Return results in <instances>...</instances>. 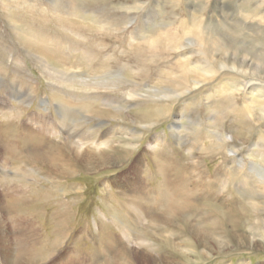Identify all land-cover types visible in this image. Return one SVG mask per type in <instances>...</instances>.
<instances>
[{
    "label": "rangeland",
    "instance_id": "374dc122",
    "mask_svg": "<svg viewBox=\"0 0 264 264\" xmlns=\"http://www.w3.org/2000/svg\"><path fill=\"white\" fill-rule=\"evenodd\" d=\"M233 60L239 71L230 68ZM171 79L178 85L172 98L154 95ZM257 85L263 89L250 95ZM262 92L264 0H0L2 140L23 149L28 137H45L37 130L42 122L27 119L42 114L49 155L58 151L72 167L59 173L25 157L0 160V184L24 185L29 236L38 238L20 263L264 264ZM150 104L166 115L154 124L136 121ZM16 119L28 126L6 137ZM73 132L85 147L117 148L111 161L84 167L69 145ZM182 167L190 170L181 174L190 193L213 183L220 194L185 196L199 208L165 214L158 168L175 184ZM138 180L136 194L130 188ZM130 198L148 214L136 217ZM7 204L0 217L7 215L3 224L13 225L5 232L17 239L19 213ZM225 211L237 212L249 243L217 228ZM110 238L111 251L102 250ZM8 252L0 247V264H9Z\"/></svg>",
    "mask_w": 264,
    "mask_h": 264
},
{
    "label": "bare ground",
    "instance_id": "6f19581e",
    "mask_svg": "<svg viewBox=\"0 0 264 264\" xmlns=\"http://www.w3.org/2000/svg\"><path fill=\"white\" fill-rule=\"evenodd\" d=\"M150 52H151V50H150ZM209 52H210V50H209ZM203 54H207V50H206V52H203ZM225 60H227V59H225ZM186 61H183L182 63L184 65H186L187 64ZM190 61H189V63H190ZM224 63H226V64L224 65L222 63L221 64L222 66H220V67H223V66L225 67L227 65V62H224ZM231 63H232V65L230 68H233V71H234V69L239 71L238 67H236L237 66V60H233ZM243 84H245V83H243ZM176 86H178L176 83V79H171V81L167 82V84L165 86L158 87L154 91V95L160 94V96H162V97L172 98L174 95L173 93L176 91L175 90ZM255 87L256 88H253L252 90H250V95L254 94L255 91H257V90L260 91L261 89H263L262 87H260L258 85ZM262 93H264V92H262ZM260 95H262V94H260ZM129 96H132V95L129 93ZM250 97H249V99H252V96H250ZM68 103L71 104L72 102L68 101ZM247 108H249V105L247 106ZM100 109L101 108H97L98 111ZM242 109H243V107L239 108L238 110H242ZM101 114L106 115V114H108V111L105 109H102ZM135 115H136V117H135L136 121L144 122V123L149 125V124H154V123L159 122L160 119L163 118L166 114L164 113L163 108H161V106L150 104L149 109H147L145 111L143 110L141 112H137V113H135ZM127 118L129 119V117H127ZM27 119L28 120H33V119L40 120L42 123H39V128H37V127L36 128L39 132L43 133L41 136H45V137L39 138V139L37 138L34 143L32 141L35 138L29 139V137H28V140H25L27 143V146L23 149H20V148L17 149V147H15L16 145L13 141L2 140L3 136L1 135V130H0V160H1V165L3 166V164L6 163L8 160L16 159V157H18V158H24L25 157L28 161H31V163L32 162L33 163H35V162L39 163L38 161H40L43 165H46L48 167V169L50 167L55 172H59V173H70V172H72V167L70 166L71 163H69L68 160L63 158V156H61L60 153H58V151L55 153H51L49 155V147H48L49 146V138H47V135H49V120L45 119V117L39 113L34 114V115H29V118H27ZM23 120H21V122ZM15 122H16L15 123L16 125H13V126H15V128H13L10 124H8L9 126L7 128V131L5 132L6 137L15 136V129L18 126H22V125L24 127L28 126L27 123H21L17 119ZM17 124H20V125H17ZM28 131H29V133H32L33 127H30L28 129ZM81 136H82V134H77V133L75 134L73 132L72 135L69 136V137H71V139H70L71 142L69 145L72 149V153H73L74 158L78 159L84 165V167L87 166L89 168H94L95 166L104 165V164H106V162L111 161V157L113 156V154H110V151L116 150L117 148H113V147L107 146V145H106L107 146L106 149H99V150H97L93 147H88V146L85 147V145L82 142L83 138ZM154 141L155 140H153L147 144V148H146L147 151L154 150V147L156 144ZM25 158L23 160L24 162H26ZM29 166H31V168L34 167V165H30V164L28 165V167ZM158 169L160 170L161 175L164 176V181H163L164 188H162V193L164 194L165 201H167L166 206L169 207V209H166V208L164 209L166 212L165 214L175 215L177 211L184 213V214H188V213H190L194 210H197L199 208V206L197 204L194 205L192 202L190 204L188 202H185L183 199V198H185V196L196 197V195H198L202 199H205L211 194L209 192H213V194L211 195L213 197L219 196V194H220L219 190L215 191V189H213V187H212L213 183H207V185H205L206 187H204V185H202L201 183H198L195 186V189H197V192H193V190L191 189V193H190L189 192L190 189H188L187 185L185 184L186 181H183V178L181 177V174L190 172L188 167H182L175 174V177L177 178V182L175 184H173V182H172L173 179H170L171 176L166 169H164V170L162 168L161 169L158 168ZM136 170L137 169L135 168V166H133V171H136ZM16 172H18V171H16ZM45 172L49 173L47 170H45ZM191 172L193 173L195 171L192 169ZM3 173H4V171L1 169L0 178L3 176ZM21 174H24V172H22ZM188 174H190V173H188ZM188 174H186L185 177ZM14 178L16 179V177H14ZM142 185H143V183L138 180L137 182H135V184L132 186V188H130V191L137 194V192H139V190L142 189ZM23 186H24L23 183H16L15 180L14 181H12V180L6 181L5 183L0 184V211H3L4 209L7 208V205H9V204H7V202L9 200V202L11 203V207L14 206V209H16L17 213H19L18 217L15 216L16 220L18 221V222L15 221L16 222L15 226H18V228H20L19 232L21 233V236L17 239L16 238L15 239L14 238L9 239L8 238L9 236L5 232V231H10V228H12L11 226L13 225V224L10 225L8 223V221L6 222V224H3L4 219H6L4 217H6L7 215L4 214V215H1L2 217H0V247L4 248L5 250L8 249L10 251V252L6 253V256H5V258L9 264H21L19 261L21 254L26 253V254H29V256H31L32 255V249H34V243L38 242V238H34V236L32 235V239H31V235L29 236V234H30L29 231L31 229V227H30L31 223L27 222L26 220H28V219L25 220V218L28 217L27 214L30 215L32 210H31V206L29 204L30 202L27 200L28 198L26 199L24 197L25 188ZM25 187H27V186H25ZM220 188L222 189V186H220ZM198 189H201V193H200V191H198ZM31 197H32V194H31ZM134 197L136 198V196H134ZM30 201H31V199H30ZM128 201H129V205H131L133 207L135 214H136V217L141 218L142 216L148 214V211H146L142 208L141 202H139L133 198L128 199ZM31 203H33V202H31ZM33 209H34V207H33ZM234 212H235V214L233 212L230 213V211H228V212L225 211V219L223 217V220H224L223 223L217 222L216 226L218 229L225 231V233L227 235L232 236V239H234L238 243H245V242L249 243V239L246 235L248 232L247 231H241L243 223H240V219L237 216L238 215L237 212L236 211H234ZM9 213L11 214V212H9ZM39 214H41V213H39ZM222 214H224V213H222ZM37 215H38V213H37ZM55 218H57V217H55ZM22 220L24 221V223H22ZM172 220H174V219L172 218L171 221ZM181 222H183V221H181ZM226 226L229 227L230 230H228V228L226 229ZM3 228H5V229H3ZM13 229L16 230V228H14V227H13ZM192 234L194 235L195 232L192 231ZM207 235L210 236V232H204V235H202V236H207ZM112 242L113 241L111 238L108 239L107 244H106L107 249L102 246V250H105V251L108 250L110 252L111 251L110 249H112V246H113ZM1 245H3V246H1ZM201 246H204V249L207 250V244H201ZM65 264H80V262H79V260H73V261L67 262Z\"/></svg>",
    "mask_w": 264,
    "mask_h": 264
}]
</instances>
